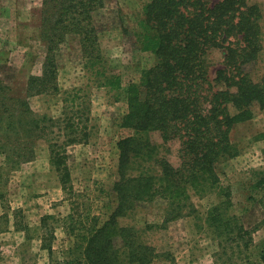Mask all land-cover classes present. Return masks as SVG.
I'll return each mask as SVG.
<instances>
[{"label":"trees","instance_id":"16d2710c","mask_svg":"<svg viewBox=\"0 0 264 264\" xmlns=\"http://www.w3.org/2000/svg\"><path fill=\"white\" fill-rule=\"evenodd\" d=\"M103 6L104 0H42L40 37L47 52L41 75L27 80L21 97L0 83V155L6 167L14 170L33 160L35 143L46 138L50 164L58 171L65 192V147L85 141L88 134L78 127L80 120L35 114L28 98L56 90L54 51L67 35L77 38L86 66L92 69L100 64L96 16ZM261 19L260 8L249 0L145 2L132 35L139 49L152 53L155 62L124 86L118 76L100 75V84L125 101L119 126L130 133L116 143V180L111 188L115 205L106 219L67 216V232L74 238L69 249L73 264H152L168 259L167 252L158 253L148 242L146 233L173 221L198 218L192 198L209 194L222 198L203 218L221 247L218 257L227 256L230 264H264V240L256 261L248 255L240 258L254 247L253 234L264 228V219L246 229L229 210L230 189L220 184L218 174L220 165L238 153L231 138L233 126L251 118L253 106L264 108V77H252L248 69L260 59ZM216 49L224 50V61L210 82L207 57ZM57 123L62 124L61 133L51 139ZM154 133L159 142L152 138ZM173 146L174 164L169 160ZM252 189L263 191L264 198V174ZM157 201L163 204L160 224L120 223L139 205ZM40 225L41 249L50 253L51 234L43 235L42 220Z\"/></svg>","mask_w":264,"mask_h":264},{"label":"rangeland","instance_id":"374dc122","mask_svg":"<svg viewBox=\"0 0 264 264\" xmlns=\"http://www.w3.org/2000/svg\"><path fill=\"white\" fill-rule=\"evenodd\" d=\"M146 1L104 0L96 16L100 29V64L96 68L85 65L76 37L67 35L56 46L53 62L56 90L28 98L29 106L39 116L80 120L78 127L85 128L88 137L65 147L66 192L62 190L58 171L50 164L46 138L35 143L34 159L17 169L9 170L0 155V264H73L69 249L74 238L67 232V216L72 213L75 220H81L86 215H97L105 220L114 208L111 188L116 180V143L130 131L119 126L126 112L125 101L100 84L103 80L100 75L118 76L124 86L135 82L142 70L154 64L152 53L141 51L132 35ZM249 2L260 8L263 38L260 59L248 69L252 77H264V0ZM41 4L42 0H0V83L12 87L14 96H23L27 80L41 75L47 52V44L40 37ZM224 54V50L216 49L208 55L210 82L222 67ZM252 110L251 118L232 128L237 155L218 170L220 184L230 189L229 210L240 217L246 229L264 219L263 191L252 189L264 174V108L253 106ZM61 126L57 123L52 127L51 139L60 135ZM152 138L159 142L157 133ZM57 141L62 142L61 137ZM174 147L169 155L173 164ZM220 200L217 194L193 197L198 218L173 221L164 229L154 227L147 232L148 242L158 253L168 254V259L160 258L152 264H230L227 256L218 257L221 247L203 221L205 212ZM162 209L160 201L142 204L120 223L137 227L160 224ZM41 220L42 234H51L50 253L41 249L38 237ZM253 239L254 247L242 253L241 259L248 255L257 260L258 247L264 240L262 226L254 232Z\"/></svg>","mask_w":264,"mask_h":264},{"label":"crops","instance_id":"0c3cea01","mask_svg":"<svg viewBox=\"0 0 264 264\" xmlns=\"http://www.w3.org/2000/svg\"><path fill=\"white\" fill-rule=\"evenodd\" d=\"M12 226H14V225H12ZM14 230H15V228H14Z\"/></svg>","mask_w":264,"mask_h":264}]
</instances>
